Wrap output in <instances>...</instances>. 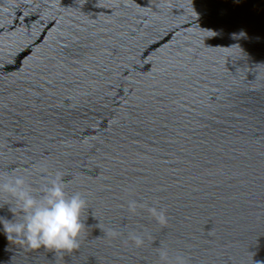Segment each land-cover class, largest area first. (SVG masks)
Returning a JSON list of instances; mask_svg holds the SVG:
<instances>
[{
	"label": "water",
	"instance_id": "obj_1",
	"mask_svg": "<svg viewBox=\"0 0 264 264\" xmlns=\"http://www.w3.org/2000/svg\"><path fill=\"white\" fill-rule=\"evenodd\" d=\"M57 172L79 250L9 239L0 193V264H264V0H0V175Z\"/></svg>",
	"mask_w": 264,
	"mask_h": 264
},
{
	"label": "clouds",
	"instance_id": "obj_2",
	"mask_svg": "<svg viewBox=\"0 0 264 264\" xmlns=\"http://www.w3.org/2000/svg\"><path fill=\"white\" fill-rule=\"evenodd\" d=\"M0 193L15 202L20 218L4 220L3 228L9 239L15 238L29 250L41 248L56 253L71 254L78 251L81 236L86 227L83 213L88 209L87 198L80 192L66 191L62 173L47 178L43 188L37 193L23 175H0ZM10 201L5 204L11 206ZM129 213L135 215L138 209L146 210L161 226H167L168 217L162 208L149 206L135 199L127 203ZM113 238L119 236L115 229L109 230ZM135 247L144 245V237L129 234ZM161 264H188V258L181 254L172 255L166 248L158 251Z\"/></svg>",
	"mask_w": 264,
	"mask_h": 264
}]
</instances>
